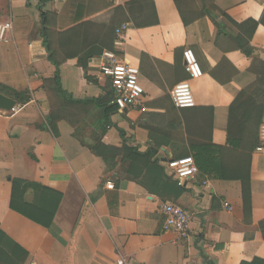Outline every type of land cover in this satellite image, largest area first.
<instances>
[{
	"label": "crops",
	"instance_id": "1",
	"mask_svg": "<svg viewBox=\"0 0 264 264\" xmlns=\"http://www.w3.org/2000/svg\"><path fill=\"white\" fill-rule=\"evenodd\" d=\"M128 1L53 0L49 10L60 33ZM178 1L187 18L205 16L185 26L175 0H154L159 24L130 26L116 46L123 62L140 69L143 108L106 116L103 108L84 102L113 98L100 73L102 54L90 50L59 67V84L69 98L62 97L52 82L57 69L42 45L39 0H0V22L13 25L10 42H0V94L32 97L23 106L15 100V112L0 109V231L11 241H5L7 249L0 247V264H264V154H252L251 224L245 222L240 182L200 171L179 182L167 167L193 159L192 141L211 137L213 145H227L230 107L257 82L264 65V0ZM229 19L239 25L263 21L250 56L241 50L243 44L248 48V33ZM186 49L198 60L199 79L185 71ZM185 81L195 106L179 109L170 92ZM98 142L141 153L161 145L156 159L176 185L167 184L159 194L126 180L129 163L96 156L89 146ZM13 180L63 195L49 229L11 210ZM33 199L30 191L27 200ZM167 202L191 213L187 237L164 229L161 208Z\"/></svg>",
	"mask_w": 264,
	"mask_h": 264
},
{
	"label": "trees",
	"instance_id": "2",
	"mask_svg": "<svg viewBox=\"0 0 264 264\" xmlns=\"http://www.w3.org/2000/svg\"><path fill=\"white\" fill-rule=\"evenodd\" d=\"M52 2L53 0H39L37 10L40 13L42 45L48 53V60L57 69L52 82L55 85V90L64 98L69 97L61 90L58 71L63 63L80 58L90 50H98L101 54L104 51H114L119 55L116 42L124 38L116 34L120 27L127 24L134 29H145L159 24L154 0H129L123 6L113 7L99 17L58 33L55 31L57 16L49 10ZM175 2L185 26L205 16L200 14L197 17L187 18L181 3L178 0ZM212 20L218 29H221V24L214 17ZM229 21L244 33H248L246 42L248 48L243 44L241 50L250 56L252 54V49L249 47L251 39L263 21L250 20L241 25L231 19ZM256 73L257 82L242 91L230 107L227 145H213L211 137L204 141L190 143L192 158L200 172L217 180L241 183L244 216L247 224L252 222V154L259 144V132L264 122V65ZM7 95L21 106L32 100L30 92L10 91L7 92ZM112 99L108 98L106 102L102 99L84 102L96 104L97 107L104 109L106 116H109L117 109L111 105ZM212 126L211 116L209 133L212 132ZM50 129L53 130L52 127ZM89 148L96 156L105 160L121 157L123 162H128L129 169L126 180L142 185L152 193L156 191L161 194L162 191H165L167 184L176 185L165 175L164 169L156 159L161 145H155L146 153H141L138 148L127 145L122 148H114L101 142L90 145ZM30 191L34 193L32 202L27 200V194ZM164 197L162 193V198ZM62 199L63 195L60 192L37 183L23 180L12 181L11 210L46 229L53 225ZM260 231L264 239V221L260 223ZM5 241L11 242L0 231V247L6 248ZM253 264L263 263L257 261Z\"/></svg>",
	"mask_w": 264,
	"mask_h": 264
},
{
	"label": "built area",
	"instance_id": "3",
	"mask_svg": "<svg viewBox=\"0 0 264 264\" xmlns=\"http://www.w3.org/2000/svg\"><path fill=\"white\" fill-rule=\"evenodd\" d=\"M114 3L115 0H105ZM264 5V4H263ZM129 25L120 27L116 34L124 36ZM13 25L10 22H0V42L8 43L11 40ZM117 47L122 46V41L116 42ZM184 68L191 79H199L203 72L198 63L194 52L186 49L183 53ZM100 73L106 78L113 90V99L111 105H114L119 111L140 110L143 108V98L145 91L140 84V69L123 62L118 53L114 51H104L101 56ZM174 105L179 109H188L195 106V101L189 81L176 85L170 92ZM16 107L11 112L16 111ZM254 153L264 154V122L259 132V144ZM172 172L174 179L179 182L187 181L199 173L194 159L181 161H171L167 164ZM107 188H115L112 182L107 183ZM225 206L231 210L229 204ZM162 212L165 215L164 229L172 231L179 237H187L190 233L192 215L183 207L165 203L162 205ZM122 264V262H121Z\"/></svg>",
	"mask_w": 264,
	"mask_h": 264
},
{
	"label": "water",
	"instance_id": "4",
	"mask_svg": "<svg viewBox=\"0 0 264 264\" xmlns=\"http://www.w3.org/2000/svg\"><path fill=\"white\" fill-rule=\"evenodd\" d=\"M16 106H17V102L15 100L10 99L0 94V109L1 110L11 111Z\"/></svg>",
	"mask_w": 264,
	"mask_h": 264
}]
</instances>
